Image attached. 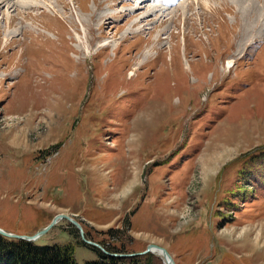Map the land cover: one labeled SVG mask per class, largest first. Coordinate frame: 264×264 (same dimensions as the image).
I'll use <instances>...</instances> for the list:
<instances>
[{
    "label": "rangeland",
    "instance_id": "1",
    "mask_svg": "<svg viewBox=\"0 0 264 264\" xmlns=\"http://www.w3.org/2000/svg\"><path fill=\"white\" fill-rule=\"evenodd\" d=\"M242 1L1 5L0 227L63 213L111 253L264 264V0ZM149 8L175 16L130 26ZM35 242L97 258L66 219Z\"/></svg>",
    "mask_w": 264,
    "mask_h": 264
},
{
    "label": "trees",
    "instance_id": "2",
    "mask_svg": "<svg viewBox=\"0 0 264 264\" xmlns=\"http://www.w3.org/2000/svg\"><path fill=\"white\" fill-rule=\"evenodd\" d=\"M98 242L104 245L101 241ZM80 244L91 248L97 256L95 260L86 261L85 264H152V253L118 257L107 255L97 247L88 245L82 240ZM105 248L108 249L106 246ZM0 264L78 263L74 258V245L72 243L40 245L35 241L7 237L0 234Z\"/></svg>",
    "mask_w": 264,
    "mask_h": 264
},
{
    "label": "water",
    "instance_id": "3",
    "mask_svg": "<svg viewBox=\"0 0 264 264\" xmlns=\"http://www.w3.org/2000/svg\"><path fill=\"white\" fill-rule=\"evenodd\" d=\"M60 219H66L68 220L75 228L78 230L79 235L81 240L91 246L97 247L100 249L102 252H104L107 255L110 256H118V257H127V256H135V255H143L146 253H153V254H158L166 264H176L174 262V259L170 255V253L166 250L165 247L154 244V243H148L146 247L140 251V252H134V253H127V254H122V253H111L106 251L99 243L92 241L90 239H87L84 235L83 228L81 224L73 217L63 214V213H58L56 214L52 220L50 221L49 224H47L45 227L41 228L40 230L36 231L33 234L26 235V234H16L13 232H8L0 227V234L7 236V237H12V238H18V239H24L27 241H35L37 240L41 235L46 233L52 226L56 224Z\"/></svg>",
    "mask_w": 264,
    "mask_h": 264
},
{
    "label": "bare ground",
    "instance_id": "4",
    "mask_svg": "<svg viewBox=\"0 0 264 264\" xmlns=\"http://www.w3.org/2000/svg\"><path fill=\"white\" fill-rule=\"evenodd\" d=\"M137 2H139L138 3V5L137 6H135V9H139V8H142V3L144 2V0H136ZM162 1V2H161ZM172 2L173 0H157V2H161L162 4L161 5H167V2ZM233 2L232 3H234L235 5H236V7H238V10H240L239 12H241L242 13V11H245V8H244V2L242 1V0H232ZM9 3V0H0V6L1 5H7ZM190 4V2L187 4V5H189ZM14 6H16L15 4H13ZM22 5H24V4H20V6H22ZM35 5H37V3H34V2H31L30 4H28V6H35ZM185 5V3L184 4H182L181 6H184ZM186 5V6H187ZM38 6V5H37ZM186 6L184 7V9L186 8ZM17 7H19V6H17ZM28 8V7H27ZM156 11L157 13H152V12H154V11ZM129 12H131L130 10H128ZM159 10H157V9H153V8H149V9H147V10H145V11H143L142 12V14H141V16L140 17H137L136 19H134L133 20V22H131V24H130V26L131 25H134L135 23H140V25L143 23V20L146 18V17H148V16H155V18H157L158 20H160V22L162 23L164 20H165V18H166V16H168V14H171V12L172 11H170V13H164V11H161L162 13H160V12H158ZM184 12V11H183ZM244 14V13H243ZM172 16H170V17H167V20L168 21H170L171 22V20H173V17L175 16H173V14H171ZM183 15H185V13H183ZM149 18V17H148ZM155 20V19H154ZM162 20V21H161ZM173 22V21H172ZM143 25V24H142ZM141 27L142 26H139L138 28H136L135 30H134V32H140V30H141ZM129 28V27H128ZM157 31H159V29L157 30ZM156 31V32H157ZM126 32V31H125ZM259 32V31H258ZM259 33H261V31L259 32ZM125 35V34H124ZM158 35V34H157ZM259 37H262V34H260V35H258L256 38H259ZM157 38V37H156ZM158 39V38H157ZM87 41H85V45H84V48L86 47H88V45H87ZM211 44H212V42H211ZM170 47V46H169ZM86 50V49H85ZM146 54V56H148V53H145ZM172 61H173V57L172 56H170V64L168 65V66H172ZM234 59L233 58H230V59H228V61L226 62L227 63V66L228 67H230V66H233L234 65ZM156 254V253H155ZM158 255V254H157ZM166 264V263H165Z\"/></svg>",
    "mask_w": 264,
    "mask_h": 264
}]
</instances>
